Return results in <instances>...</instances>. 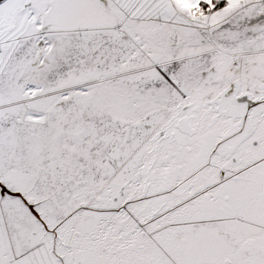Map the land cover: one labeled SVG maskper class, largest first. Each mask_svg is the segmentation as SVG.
<instances>
[{
    "label": "snow or ice",
    "instance_id": "1",
    "mask_svg": "<svg viewBox=\"0 0 264 264\" xmlns=\"http://www.w3.org/2000/svg\"><path fill=\"white\" fill-rule=\"evenodd\" d=\"M0 264H264V0H0Z\"/></svg>",
    "mask_w": 264,
    "mask_h": 264
}]
</instances>
